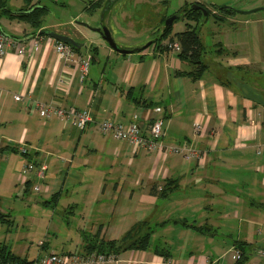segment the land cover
<instances>
[{
	"label": "crops",
	"instance_id": "0c3cea01",
	"mask_svg": "<svg viewBox=\"0 0 264 264\" xmlns=\"http://www.w3.org/2000/svg\"><path fill=\"white\" fill-rule=\"evenodd\" d=\"M53 1L69 8L70 15L74 9L77 14L65 22L42 19L38 29L0 15L2 31L26 40L24 53L9 47L0 58V189L13 191L22 182L23 190L30 192L31 183L27 187L20 176L22 164L27 159L46 163L43 204L65 216L53 232L68 244L59 253L85 251L88 237L97 232V238L118 239L143 221L152 230L150 238L158 236L155 230L161 227L192 240L177 246L164 240L168 256L152 246L128 248L104 264H232L233 239L218 247V229L237 227L235 239L251 242L250 225L264 227V155L255 151L257 143L264 142V13L214 20L210 32L218 47L208 62L203 58L207 68L193 78L187 72L194 66L181 59L178 50L140 48L144 44L135 41L140 32H134L135 18L126 10L114 13L119 0L104 21L121 47L138 48L130 53L113 50L76 20L99 23L101 7L86 9L95 0ZM17 3L7 5L12 10L26 6V0ZM41 28L83 43L74 50L81 58L91 55L82 77L78 63L56 54L54 38L41 34L32 44ZM153 36L147 34L146 41ZM91 47L96 48L93 57ZM15 94L22 99L15 100ZM37 101L88 109L90 120L80 129L60 116L46 119L36 110ZM155 106L163 118L161 143L189 141L202 152L200 157L141 150L99 127L106 119L124 126L137 121L148 135ZM195 122L201 125L198 133ZM20 145L28 148V155L19 153ZM164 185L170 189L161 196ZM1 202L0 212L8 213ZM191 224L214 232L200 233ZM48 246L46 240L40 242L43 251Z\"/></svg>",
	"mask_w": 264,
	"mask_h": 264
},
{
	"label": "rangeland",
	"instance_id": "374dc122",
	"mask_svg": "<svg viewBox=\"0 0 264 264\" xmlns=\"http://www.w3.org/2000/svg\"><path fill=\"white\" fill-rule=\"evenodd\" d=\"M17 1L18 0H7V4L10 6H16L18 4ZM191 1L195 0H119L114 5V13L126 10L130 16L135 18L134 32L140 31L139 39H135V41L139 40L140 43L142 42V44H144L149 41H146V35L149 33L152 34V32L155 33V26H159L162 23L161 17L163 15L169 16L173 14L182 3H188ZM39 2H41L40 4H45L47 7L46 13L43 16V22L46 23L65 22L68 18L77 14L74 9L72 15H70L69 8L62 6L59 3L56 4L53 0H39ZM253 2L260 4L256 6H264V0H231L232 4L237 5L236 7ZM100 12L101 10L99 11V14ZM256 13H264V10L244 13L243 15L251 16ZM76 20L82 21V19ZM186 21L185 18L175 21L172 26V32L184 30ZM213 26L214 18L212 15H209L200 28L199 35L205 50L203 58H206V60L213 55V49L218 47L215 44L216 39L213 37L214 34L212 35L210 32L213 29ZM22 184V182H18V187L13 191L10 187L6 186L1 187L4 189H0L1 204L10 214V220L8 222H0V243L5 244L7 249L20 257L25 256L28 258H34L37 255H42L50 250L60 252V250L66 248L68 244L62 243L59 238H56V235L53 234V232L57 229H55V224L59 225L60 220L65 221L63 212H55L51 206L43 204L45 197H43L44 192L42 189L35 191L32 188L30 192H25L22 188ZM258 228L260 231L262 230L261 234H259ZM162 230L161 227L156 228L155 233L158 236L155 235V237L150 238L152 247L158 246L168 249L164 244V240L173 246L180 245L181 242L187 243V241L190 242L192 240L189 236H183L185 238V241H183L184 238L176 234L180 232L175 231V229ZM247 230L248 236L251 238V242L253 246H255V249H263L264 227L250 225ZM218 231L219 236L216 241H218L217 245L219 247L224 246L225 241L228 242L232 241V239L234 240L238 228L226 227L224 230L218 229ZM222 231H225L227 234L222 235L220 233ZM57 232L59 233V231ZM42 240L48 242L49 246L46 251H43L40 247V242ZM221 263L227 264V262L223 261ZM246 264H264V258L257 257L253 251Z\"/></svg>",
	"mask_w": 264,
	"mask_h": 264
},
{
	"label": "built area",
	"instance_id": "2783aa9c",
	"mask_svg": "<svg viewBox=\"0 0 264 264\" xmlns=\"http://www.w3.org/2000/svg\"><path fill=\"white\" fill-rule=\"evenodd\" d=\"M36 34L32 39V44H37ZM15 48L18 53H24L26 47L25 39H18L13 37L0 29V58L6 53L7 48ZM172 50H179V44L174 41L169 45ZM54 50L56 54L68 63H78L81 67L82 74H85L87 66L90 62L91 55L88 54L85 58L76 56L74 49L70 44L62 41L55 40ZM15 100H21L20 94L14 95ZM36 110L46 119L56 115L68 120L71 124L82 129L86 123L90 120L88 109H76L72 104L67 107H61L58 103L40 102L35 103ZM154 116L149 123V134L145 135L142 132V127L137 121H131L128 125L116 122L114 120L106 119L99 124L102 132L113 138L125 139L129 144L135 146L141 150H171L182 155L185 159L193 157H200L201 151L196 149L191 142L183 141L179 145L164 146L161 143V137L163 135V118L159 115L161 108L155 106L153 108ZM194 133H198L201 130V125L198 122L194 123ZM20 154L28 155V148L25 145L18 147ZM257 154L264 155V142L257 143L255 146ZM47 165L43 161L27 159L21 166L20 176L23 180L29 181L33 190L39 191L43 186V181L46 174ZM161 189V187H158ZM254 253L259 258H264L263 249H254ZM238 252L235 250L234 257H237ZM31 264H104L107 261L114 259L113 254H104L96 251H83V252H55L48 251L42 255H37L33 258ZM0 264H21L18 261L14 262H0Z\"/></svg>",
	"mask_w": 264,
	"mask_h": 264
},
{
	"label": "trees",
	"instance_id": "16d2710c",
	"mask_svg": "<svg viewBox=\"0 0 264 264\" xmlns=\"http://www.w3.org/2000/svg\"><path fill=\"white\" fill-rule=\"evenodd\" d=\"M31 1L32 0H26V6L20 7L16 10H12L8 7L6 0H0V15H6L9 18L27 22L34 29H38L42 25V19L46 13V6L39 4V1H36L35 3H32ZM105 4L106 0H95L88 3L86 9L88 11H92L99 7L102 8ZM210 5L215 9V12L213 13L210 9H206V14H203L200 9L191 8L185 5L184 9L182 7V9L184 10L183 14L173 20L174 23L178 19L185 18L187 21L185 23L184 30L172 32V23L168 28H163L158 38L154 41V44L159 49H170L169 45L174 41H177L179 44L178 56L194 66L193 70L187 72L188 74H191L193 78L199 76V74L207 68V64L203 60V54L205 50L199 35L200 28L204 20L209 15H212L214 20L216 21L224 20L225 17L237 13L232 7L216 6L213 4ZM162 19L164 20V17ZM41 34L42 33L38 32V35ZM164 40L167 41L164 42ZM72 48L74 50H79V48L75 46H72ZM95 50V47L90 48L92 57L95 54ZM25 185L28 187L30 185V182L26 181ZM169 189L170 187L164 185L160 191V195L165 196L168 193ZM9 220V213L0 212L1 223L8 222ZM191 226L200 233L212 234L214 232V230L208 226L195 224H191ZM151 233V228L143 221L132 225L118 239L97 238V232L94 235L88 237L87 244L85 245V251H96L104 254H113L115 256L116 254L128 248H150ZM233 246L235 250H237L238 255L232 264H246L251 254L253 253L255 246H253L251 242L243 239H234ZM262 248L264 250V245ZM153 250L154 252L164 256L169 255V251L167 248L155 246ZM33 260V258H28L25 256L20 257L14 254L12 251L7 249V246L5 244L0 243V262L18 261L21 264H31Z\"/></svg>",
	"mask_w": 264,
	"mask_h": 264
},
{
	"label": "water",
	"instance_id": "95a60500",
	"mask_svg": "<svg viewBox=\"0 0 264 264\" xmlns=\"http://www.w3.org/2000/svg\"><path fill=\"white\" fill-rule=\"evenodd\" d=\"M116 0H106V4L101 8V12L99 14V23L97 25H91L88 22L85 21H79L82 25L87 27L90 31L96 32L102 40H104L113 50L120 52V53H130L133 51H136L138 48L135 49H128L125 47H121L115 40L113 34H112V29L108 23V21H104V15L106 12L112 11V6ZM213 5L216 6H227V7H232L237 13H251L255 12L257 10H264V6H255V7H250V8H240V7H235L233 4H229L228 2H231V0H205ZM193 8L200 9L203 14H206V8L194 3L192 5ZM180 16V13H173L166 17L164 20V26L168 28L172 23L173 20L177 17ZM38 32L48 35L55 40L65 42L67 44H70L71 46H75L77 48L81 47L83 45L82 42L77 41L70 35L58 33L56 31L50 30L48 28H41ZM151 40L142 45V47H146L150 44Z\"/></svg>",
	"mask_w": 264,
	"mask_h": 264
},
{
	"label": "flooded vegetation",
	"instance_id": "af4514ba",
	"mask_svg": "<svg viewBox=\"0 0 264 264\" xmlns=\"http://www.w3.org/2000/svg\"><path fill=\"white\" fill-rule=\"evenodd\" d=\"M117 1V0H116ZM186 2H184V3H182L180 6H179V8L174 12V13H180V15L181 14H183V12H184V6L186 5V6H189V7H191V8H193L192 7V5L194 4V3H197V4H199V5H201V6H203V7H205L206 9H210L211 10V12H215V9L214 8H212V6L210 5L211 3H209V2H207V1H205V0H202V1H199V0H195V1H191V2H188V3H186ZM229 4H232L231 2H228ZM185 4V5H184ZM234 5V4H233ZM182 7H183V9H182ZM236 7V6H235ZM181 8V9H180ZM164 17V20L166 19V17H168L167 15H163L162 17H161V21H162V23L159 25V26H157L156 27V29H155V33H154V36L151 38V39H149V41L151 40V42H150V44L148 45V46H150V45H155L154 44V41L158 38V36H159V34L162 32V30H163V28H165V26H164V20L162 19ZM147 43V42H146ZM145 44V43H144Z\"/></svg>",
	"mask_w": 264,
	"mask_h": 264
}]
</instances>
